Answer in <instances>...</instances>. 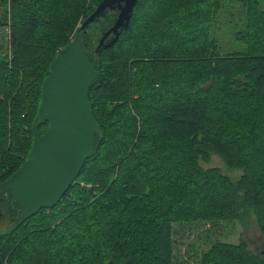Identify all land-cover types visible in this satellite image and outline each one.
Returning a JSON list of instances; mask_svg holds the SVG:
<instances>
[{
    "label": "trees",
    "instance_id": "obj_1",
    "mask_svg": "<svg viewBox=\"0 0 264 264\" xmlns=\"http://www.w3.org/2000/svg\"><path fill=\"white\" fill-rule=\"evenodd\" d=\"M101 1L0 0L9 41L0 63V183L28 156L53 59ZM117 16L78 36L99 71L90 89L102 130L95 154L55 206L0 237V264H174L176 224L251 214L264 237V5L138 0L116 43L98 50ZM212 153L241 169L239 179L203 167ZM19 213L11 192L0 193V231ZM201 264H264V248L218 240Z\"/></svg>",
    "mask_w": 264,
    "mask_h": 264
},
{
    "label": "water",
    "instance_id": "obj_2",
    "mask_svg": "<svg viewBox=\"0 0 264 264\" xmlns=\"http://www.w3.org/2000/svg\"><path fill=\"white\" fill-rule=\"evenodd\" d=\"M138 0H102L83 21L76 37L53 59L41 86V100L32 124L33 142L22 165L0 183L10 191L20 213L0 237L12 234L43 208L55 206L79 176L86 160L95 154L96 135L102 136L94 116L90 89L98 75L97 63L82 52L81 32L118 12L115 23L101 38L98 50L113 46L128 27ZM46 124L44 133L40 126Z\"/></svg>",
    "mask_w": 264,
    "mask_h": 264
},
{
    "label": "rangeland",
    "instance_id": "obj_3",
    "mask_svg": "<svg viewBox=\"0 0 264 264\" xmlns=\"http://www.w3.org/2000/svg\"><path fill=\"white\" fill-rule=\"evenodd\" d=\"M259 1L264 5V0ZM229 10H232V6L229 7ZM237 16H239L237 19L243 17L241 13ZM217 39L220 43L224 42L225 47L229 46L227 41L230 38L225 34H220ZM231 40L233 42L234 39L231 38ZM236 49L244 50L245 46L241 45L236 47ZM8 52V29L5 26H0V63ZM201 164L205 168H220L223 173L234 180L239 179L242 174L241 169L230 168L224 158L218 153H212L209 159L201 161ZM2 227L5 228L6 225L3 224ZM174 237V264H201V256L204 251L218 240L237 244L240 240L246 239L252 250L257 251L264 248V237L253 214L245 222L220 221L215 226H209V224L203 222L193 223L192 225L176 224Z\"/></svg>",
    "mask_w": 264,
    "mask_h": 264
}]
</instances>
